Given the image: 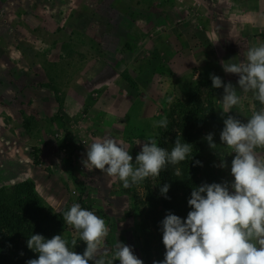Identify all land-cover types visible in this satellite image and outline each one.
Here are the masks:
<instances>
[{
    "label": "rangeland",
    "instance_id": "rangeland-1",
    "mask_svg": "<svg viewBox=\"0 0 264 264\" xmlns=\"http://www.w3.org/2000/svg\"><path fill=\"white\" fill-rule=\"evenodd\" d=\"M116 27L138 42L129 59ZM263 34L264 0H0V188L31 180L57 212L79 203L106 221L109 258L119 240L146 264L136 221L125 216L145 190L85 168L86 145L110 137L135 161L146 140L124 137L133 103L153 124L203 74L240 91L221 61L239 62ZM241 95L222 117L223 88H214L220 122H247L254 99ZM66 225L64 236L79 239Z\"/></svg>",
    "mask_w": 264,
    "mask_h": 264
},
{
    "label": "clouds",
    "instance_id": "clouds-1",
    "mask_svg": "<svg viewBox=\"0 0 264 264\" xmlns=\"http://www.w3.org/2000/svg\"><path fill=\"white\" fill-rule=\"evenodd\" d=\"M230 59L229 61H232ZM225 73L236 74L240 91L221 77L210 74L213 88H223L222 113H230L241 104L242 95L251 93L261 107L254 110L242 122L233 115L223 119L220 145L235 154L231 160V182L203 183L194 186L188 205L191 211L182 219L168 212L160 222L162 242L165 247L163 260L153 264H264V42L249 47L239 62L221 61ZM172 98H168V103ZM168 119L153 121V127L167 129ZM213 133L204 140L214 152L217 144ZM193 145L181 142L177 137L169 151L158 146L154 138H148L141 151L130 154L122 142L110 137L101 138L86 145L85 168L98 169L109 177H116L124 188L132 187L145 179L159 177L169 165L175 166L193 156ZM218 167L227 168L225 157H220ZM201 165V162L195 161ZM177 176L180 170H175ZM170 184L160 188L166 199ZM63 220L79 233V240L86 244L82 254L73 249L77 239L69 241L61 234L51 239L41 234H32L27 247L38 254L26 264H144L132 246L116 241L112 255L102 247L109 235L106 221L93 211L73 203L63 213ZM23 253H21L22 255Z\"/></svg>",
    "mask_w": 264,
    "mask_h": 264
},
{
    "label": "trees",
    "instance_id": "trees-1",
    "mask_svg": "<svg viewBox=\"0 0 264 264\" xmlns=\"http://www.w3.org/2000/svg\"><path fill=\"white\" fill-rule=\"evenodd\" d=\"M116 29L118 31L112 35L118 42L119 51L129 59L136 52L138 42L131 39L122 29ZM262 37L264 39V34ZM203 75L197 83H187L181 94L169 104L165 116L169 121L167 129L153 127L151 121L138 117L140 101L133 103L126 115L127 123L123 133L128 141L154 138L158 146L170 151L179 137L182 143L194 146L192 158L175 166L169 165L159 177H149L139 183L145 190V196L134 194L133 209L125 214L127 218L136 221L134 232L139 233L143 239L141 251L146 264L163 260L165 247L160 222L169 211L182 219L187 217L191 211L188 199L194 186L232 181L230 168L233 157L229 155L231 149L220 145V132L224 124L217 117L212 80L208 74ZM131 84L133 85L132 81ZM254 106L255 110L261 107L255 100ZM24 127L29 130V126ZM208 133L214 134L216 152L210 149L207 141L203 139ZM219 156L225 157L227 168L218 167ZM195 161L201 162L202 166ZM39 163V158L35 155V164ZM177 168L180 170L179 176L175 174ZM165 183L171 185L166 194L170 199L160 194V188ZM64 212H57L39 196L34 181L27 180L0 188V264H26L27 260L37 258L38 254L28 249L26 243L32 234H41L48 239L61 234L69 241L71 247V240L75 238L64 236L67 230L63 220ZM103 215L106 216L105 213ZM77 241L73 250L82 254L86 244L79 239Z\"/></svg>",
    "mask_w": 264,
    "mask_h": 264
}]
</instances>
